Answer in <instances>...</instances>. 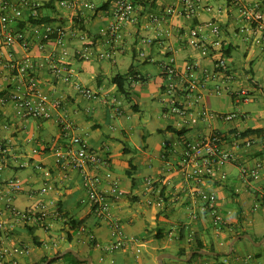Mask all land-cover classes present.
Here are the masks:
<instances>
[{"label":"crops","instance_id":"obj_1","mask_svg":"<svg viewBox=\"0 0 264 264\" xmlns=\"http://www.w3.org/2000/svg\"><path fill=\"white\" fill-rule=\"evenodd\" d=\"M40 1L44 19L68 28L69 53L59 60L60 48L53 43L41 50L39 36L29 22L21 21L15 27L29 39L27 48L20 40L6 44L0 38V137L9 147L0 169V202L10 206L1 216L6 225L4 245L11 250L21 248L8 254L7 263L39 264L44 255L73 248L81 256H91L93 264L95 258L96 264H159L154 258L140 256L147 243L154 242L156 258L163 252L178 254L181 248L201 240L215 246L220 255H227L220 261L209 254L214 258L203 259V264H243L246 259L250 264H264V135H241L248 128H264V36L240 9L242 3L253 0H193V15L184 12L185 0H137L138 20L123 29V42L117 43L109 42L106 34L116 0H70L66 6L58 0ZM153 16L163 19L156 21ZM210 21L220 25L219 33L212 31ZM193 29L214 42L209 55L189 42ZM103 52H110L111 57L101 56ZM28 55L35 63L33 75L39 88L62 102L60 107H51V117L26 116L14 102H1L17 82L15 71L4 63ZM169 55L175 57L181 70L197 65L200 99L178 93L188 107L186 115L169 111L163 100V64ZM53 57L58 59L60 73L50 68ZM222 58L228 63L229 79L215 66ZM132 65L134 70L129 72ZM117 74L127 77L128 97L112 80ZM76 82L91 87L97 97L80 93ZM242 88L248 96L237 102L235 92ZM147 102L156 108L153 123L142 116L136 119ZM231 112L236 116L230 120L219 115ZM66 119L73 124L70 130L63 128ZM139 123L152 125L150 133L160 135L157 142L147 143V147L156 144L154 153L131 145L139 136ZM168 126L186 128V132L179 136ZM214 131L225 136L223 147L234 152L235 159L219 163L214 174L203 180H187L178 166L185 141ZM74 134L85 138L108 160L101 168L91 165L90 171L105 174L111 170L125 191L121 197H108L109 215L94 211L83 172L56 160V152L66 148ZM140 135L145 138L148 134L143 131ZM243 166L257 172L258 177L244 176ZM16 179L20 187L10 188L8 182ZM100 188L106 192L110 180L104 178ZM200 189L216 193L221 224L215 222L212 212L201 208ZM159 198L161 204L157 203ZM39 213L44 217L39 219ZM68 216L86 218L73 230L69 244L64 243L69 240ZM114 222L134 240L107 250L119 239L113 234ZM30 227H36L34 234L42 246L35 243ZM245 230L252 239L241 233ZM234 238L233 250L228 252ZM35 250L38 252L32 253ZM168 258L164 264L181 263ZM71 261L62 259L59 264ZM201 262L194 258L189 264Z\"/></svg>","mask_w":264,"mask_h":264},{"label":"built area","instance_id":"obj_2","mask_svg":"<svg viewBox=\"0 0 264 264\" xmlns=\"http://www.w3.org/2000/svg\"><path fill=\"white\" fill-rule=\"evenodd\" d=\"M59 4L66 6L71 4L70 0H58ZM42 2L40 0H0V38L6 44L20 40L24 47H28L29 39L21 29L15 31L16 25L23 21L29 22L37 36H39L38 47L44 50L48 43H53L60 48L59 60L69 53L67 45L68 28L62 24H53L44 19L41 11ZM242 13L255 31L262 32L264 36V0H253L249 3L240 5ZM196 11V3L193 0H185L184 12L188 15H193ZM153 19L160 21L162 17L153 16ZM138 20L137 0H116V6L113 13V20L108 25L107 38L111 43L123 42V29ZM209 26L214 33H219L221 28L215 22L210 21ZM83 37V36H82ZM152 39L149 38V41ZM193 46L200 49L203 55L211 53V46L214 42H210L206 36H203L198 29L191 31V39L189 41ZM101 56L111 57L110 52H103ZM58 59L53 57L50 62V68L54 73L61 72V66ZM15 71L17 82L11 92L1 97V102H14L22 110L26 116L34 117H51V107H60L62 102L60 99H53L43 91L36 83L33 75L35 63L32 56L28 55L22 60H8L4 63ZM216 68L223 73L225 78L229 79V66L225 59H219ZM166 82L163 90V100L168 104V110L186 115L188 107L178 98L179 92H184L188 96H194L196 100L200 99V76L195 63L181 70L173 55H169L167 61L163 64ZM66 80L69 76H64ZM77 90L83 95L93 98L97 97V92L91 87L85 86L80 82L75 83ZM248 96L246 89L237 90L235 98L237 102L244 101ZM113 103H116L114 98ZM117 112L121 109L117 106ZM214 115V112L210 113ZM224 119H232L236 113H220ZM196 121V118L194 119ZM73 124L69 120L63 121V128L70 130ZM72 141L66 148L56 152V160L65 167L75 168L83 172L84 180L91 194L93 209L100 216L110 214L108 197H121L125 191L119 185V179L111 170H106L105 174L100 172H91L90 166L101 168L108 164V160L103 158L97 151L89 146L88 141L80 135H72ZM249 142V140H248ZM225 136L214 131L199 139H188L185 141L183 156L178 166L181 169L184 177L187 180L196 181L203 180L214 174L216 166L227 160L235 159L236 155L232 151L224 149ZM9 154V147L5 140L0 137V169ZM165 156V155H164ZM168 163H170L168 161ZM242 173L244 176L251 175L258 177L257 172L243 166ZM104 178L110 180V188L102 190L100 184ZM151 182V180H149ZM8 186L12 189L20 187V180H10ZM201 198V208L208 210L214 215L215 222L221 224L223 221L222 215L217 210V195L213 191L198 190ZM157 203H162V198L157 199ZM10 208L9 203L2 205L0 202V264L7 261L8 254L12 251H21V248L16 246L13 250L4 245V234L6 225L1 213L5 208ZM196 216V214H194ZM39 219L44 217V213L37 214ZM113 234L119 236V239L107 246V250H115L120 245L134 238L126 236L121 230L119 222L113 224ZM94 237V236H92ZM243 264H250V259L243 261ZM262 264V263H258Z\"/></svg>","mask_w":264,"mask_h":264},{"label":"trees","instance_id":"obj_3","mask_svg":"<svg viewBox=\"0 0 264 264\" xmlns=\"http://www.w3.org/2000/svg\"><path fill=\"white\" fill-rule=\"evenodd\" d=\"M43 6H41L42 8ZM48 18V17H47ZM51 19V18H50ZM45 20H48L45 18ZM225 52L226 53H229V50L228 49H225ZM133 65L131 66L130 68V71L129 72H132L134 69H133ZM127 77L125 74H117L113 77V82L116 83L118 85V89L121 93H124L127 97L129 95V92L126 90V87H125V81H126ZM168 130H171L175 133H177L179 136H182L185 132H186V128H177V127H174V126H168L167 127ZM250 133H257L259 135H264V128H248L244 131L241 132V135H247V134H250ZM85 220L86 218H82L80 220L74 218L73 216H68L66 221H65V225H68L70 228L68 230V238L69 240H72L73 238V230H76V229H79L84 223H85ZM35 229L36 227H30V232L34 235V241L37 245L39 246H42V241L40 240V238L35 235ZM241 233H247V231H243ZM201 248H208V249H211V250H216L215 246L211 245V246H207L204 242H202L201 240H197L196 243L192 244L191 246H189V248H181L178 252V254L180 256H186L188 254V251H191V250H197V249H201ZM61 250L57 251L55 254H58L60 253ZM68 255H71L72 258H71V263L69 264H80V263H84V264H88V261L87 260H81L80 258H78L76 255H74L72 252H68L66 253L64 256L62 257H59V258H54L50 264H52L53 262L55 261H58L60 259H64L66 256ZM203 255H209V254H203V253H200L198 251L194 252V254L192 255L191 259L186 261L187 263H190L193 261L194 258H196L197 256H203ZM212 256V255H210ZM220 254L219 255H214L215 258H219ZM49 257V255H44L42 258H41V261L40 262H43L45 261L47 258ZM38 262V263H40ZM4 264H9V263H4ZM221 264H226L225 262H222Z\"/></svg>","mask_w":264,"mask_h":264},{"label":"rangeland","instance_id":"obj_4","mask_svg":"<svg viewBox=\"0 0 264 264\" xmlns=\"http://www.w3.org/2000/svg\"><path fill=\"white\" fill-rule=\"evenodd\" d=\"M157 103V108L159 107V105H158V102H156ZM155 115H156V108H155V105L152 103H150V102H147L146 104H145V106H144V108H143V112H141V113H139V112H137L136 113V119H138V118H140V116H142V119L144 120V119H149L150 120V122H154V118H155ZM151 123V124H152ZM138 128H139V136L136 138V140L135 139H133V140H131V145L132 146H137L138 147V150H140V151H142V150H144L146 147H147V143L149 142V140H153V141H155L156 140V142L160 139V135L159 134H157V133H153V134H151L150 133V131L149 130H151L152 129V125H148V126H144L143 124H140L139 123V125L137 126ZM145 132V134H148V135H146V137L144 138V137H141V132ZM135 143H137V144H135ZM156 144H153V142H152V144H149V146L147 147V150H148V152L149 153H154V151L156 150ZM117 171H122V169H120V168H118L117 169ZM156 242L157 243H159V241H157L156 240ZM64 243H67V244H69L70 243V240H65V242ZM71 243H72V245H73V242L71 241ZM160 243H162V244H165V243H167V240H161V242ZM154 244V242H151V243H147L146 245H145V247H143L142 249V252L140 253V256H143V257H145V258H154L155 260H157V263H158V257H159V254H157L156 255V258H155V254L153 253V252H155L153 249H152V245ZM168 247V246H167ZM170 247V246H169ZM37 250L38 251H41L39 248H37ZM38 251H34V252H32V253H36V252H38ZM152 253V254H151ZM131 256H133V254H131ZM29 257V259H30V256H28ZM207 257H209V258H214V257H212V256H210V255H203V256H197L196 258H197V260H200V262L203 260V259H205V258H207ZM227 257V255L226 254H221L220 256H219V259H220V261H223L225 258ZM72 258V256L71 255H68V256H66L64 259H63V261H65V262H67V260L68 259H71ZM195 258V259H196ZM131 259H133V257H131ZM191 259V258H190ZM189 259V260H190ZM60 260H62V259H60ZM168 261H173V262H181L180 264H187V262H185V261H188V260H184V259H182L183 261H180V260H177V259H174V258H168L167 259ZM98 261H97V258H95L94 259V264H96ZM204 262H201L200 264H203ZM52 264H59V260L58 261H55V262H53ZM153 264H156V261L155 262H153ZM189 264V263H188Z\"/></svg>","mask_w":264,"mask_h":264},{"label":"water","instance_id":"obj_5","mask_svg":"<svg viewBox=\"0 0 264 264\" xmlns=\"http://www.w3.org/2000/svg\"><path fill=\"white\" fill-rule=\"evenodd\" d=\"M246 237L252 239V236L251 234L249 233H246L244 234ZM242 235H239V237H241ZM237 238H234L231 242V245H230V250L228 252H232L233 250V247H234V242L236 241ZM259 243V242H257ZM200 252V253H203V254H214V255H218L220 252H217L215 250H211V249H208V248H201V249H197V250H191L190 253H188L186 256H180L179 254H173V253H169V252H163L161 254H159V257H158V263L159 264H164V258L165 257H171V258H177V259H184V260H189L192 255L194 254V252ZM68 252H72L74 255H76L78 258H80L81 260H87L88 261V264H93V260H92V257L91 256H81L75 249L73 248H67L63 251H61L60 253L58 254H55V255H52V256H49L45 261L39 263V264H50V262L54 259V258H59V257H62L64 256L66 253Z\"/></svg>","mask_w":264,"mask_h":264}]
</instances>
